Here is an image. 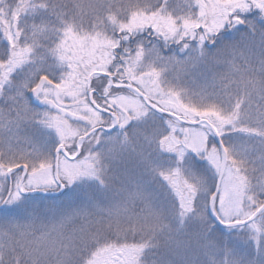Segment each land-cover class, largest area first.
I'll use <instances>...</instances> for the list:
<instances>
[{
  "label": "snow or ice",
  "instance_id": "obj_1",
  "mask_svg": "<svg viewBox=\"0 0 264 264\" xmlns=\"http://www.w3.org/2000/svg\"><path fill=\"white\" fill-rule=\"evenodd\" d=\"M0 264H264V0H0Z\"/></svg>",
  "mask_w": 264,
  "mask_h": 264
},
{
  "label": "rangeland",
  "instance_id": "obj_2",
  "mask_svg": "<svg viewBox=\"0 0 264 264\" xmlns=\"http://www.w3.org/2000/svg\"><path fill=\"white\" fill-rule=\"evenodd\" d=\"M176 3H182L183 0H175Z\"/></svg>",
  "mask_w": 264,
  "mask_h": 264
}]
</instances>
